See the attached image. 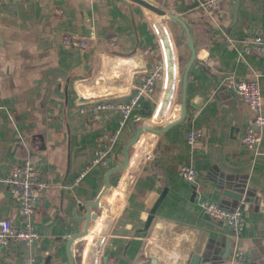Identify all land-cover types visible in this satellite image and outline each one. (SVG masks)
I'll use <instances>...</instances> for the list:
<instances>
[{"label": "crops", "instance_id": "crops-1", "mask_svg": "<svg viewBox=\"0 0 264 264\" xmlns=\"http://www.w3.org/2000/svg\"><path fill=\"white\" fill-rule=\"evenodd\" d=\"M151 1L183 18L192 32L196 60L188 78L186 118L162 134H143L140 140L147 146L139 168L132 165L142 142L130 151L126 169L110 176L122 165L123 150L137 129L152 124L163 100L162 86L157 84L152 100H140L123 126L119 111L91 115L81 113L80 106L100 98L129 100L161 62L150 25L151 18L161 17L130 0L0 2V179L30 160L47 184L31 219L38 240L0 247V264H15L23 256L40 264H68L69 240L83 232L86 216L96 214L88 234L71 244L74 263L85 264L91 237L88 245L84 242L109 214L105 206L114 203L122 183L130 186L106 229L97 264H190L193 256L201 258L200 264H216L236 248L253 264H264V127L256 128L262 135L259 146L244 147L241 138L252 125V114L237 94L220 86L227 75L257 80L264 113V56L242 51L247 33L264 36V0H240L235 21V0H218L220 12L206 11L202 4L208 0ZM165 25L179 69L158 127L180 115L179 73L189 57L180 27ZM64 35L89 40V47L66 46ZM191 129L201 134L193 146L187 143ZM117 130L120 134L110 142ZM98 151L106 152L107 165L85 171ZM184 165L196 171L192 184L179 176ZM237 187L245 200L223 196L224 190ZM104 188L99 207L90 208ZM204 201L241 208V231L209 220ZM4 219L23 226L17 198L0 181Z\"/></svg>", "mask_w": 264, "mask_h": 264}, {"label": "built area", "instance_id": "built-area-1", "mask_svg": "<svg viewBox=\"0 0 264 264\" xmlns=\"http://www.w3.org/2000/svg\"><path fill=\"white\" fill-rule=\"evenodd\" d=\"M17 1L23 0H0V2L6 4ZM202 7L208 12L221 11L218 0H208L202 4ZM62 43L66 46L80 49L89 47V40L71 35H64L62 37ZM114 43L115 39L111 38L110 44L113 45ZM242 51L246 54L263 57L264 36L258 32L247 33L242 39ZM164 81L165 65L164 61L161 59V62L154 70L142 78L126 103H115L107 98H100L89 102L90 105L80 106V112L95 115L105 110H116L121 114V126H123L132 111L139 105L140 100L142 98L152 100L157 84L163 87ZM220 86L237 94L251 112L252 125L246 129L241 138V144L248 149L257 148L262 140V135L256 128L259 129L264 127L262 97L257 80H239L233 75H227L221 81ZM119 134V130L114 132L109 138L110 142H114ZM200 136L201 134L199 131L191 129L187 134V143L193 146L200 139ZM105 156L106 152L98 151L96 157L85 171L95 164L101 163L107 165ZM179 176L185 182L192 184L196 179V171L191 166L184 165L179 170ZM0 181L17 198L19 216L23 220V226L21 228L13 226L10 220H0V247L8 248L9 244L13 241L24 243L29 246L39 238L37 232L32 227L31 219L36 212L39 196L45 190L47 184L40 178L36 164L30 160H25L21 165L13 168L12 171L7 176L1 178ZM201 206L206 214L217 220L223 221L236 233H239L244 226L243 211L241 208L230 209L205 201L202 202ZM103 243L104 242H102L99 251L102 249ZM15 264L40 263L31 256H23ZM216 264H253V262L245 251L236 248L232 251L228 259Z\"/></svg>", "mask_w": 264, "mask_h": 264}, {"label": "water", "instance_id": "water-1", "mask_svg": "<svg viewBox=\"0 0 264 264\" xmlns=\"http://www.w3.org/2000/svg\"><path fill=\"white\" fill-rule=\"evenodd\" d=\"M131 2H134L140 6H143L146 8L148 11L158 15L161 17V19H152L150 25L152 27L153 32L155 33V36L158 41V46L160 47V52H161V59L164 61L165 65V81L164 85L162 87L163 89V100L160 102L155 114L152 116V124H143V126L139 127L134 135V137L126 144L124 150H123V162L122 165L114 168L109 176L111 174H114L116 172H119L120 170L126 169V167L130 163L131 156L130 151L133 149V147L141 143H144V148L142 150L139 149V154L136 163H133L132 167L133 170L136 169L137 166H139L141 161L143 160V157L145 155L146 151V146L145 140H140V137L143 134L147 133H152V134H162L165 132L169 127L179 124L184 121L186 118V92H187V84H188V78L190 74V70L195 63L196 60V47L194 44V40L192 37V32L189 27V25L186 23V21L181 18L178 15L172 14L169 11L161 8L160 6L156 5L153 3L151 0H130ZM240 6V0H235L234 4V12H233V19L234 21L237 19V13L238 9ZM166 22H173L177 24L180 27V32H181V37L183 38V42L185 46L189 50V57L182 69L180 70L179 73V88H180V101H179V107H180V115L179 117L171 122L170 124H167L165 126L158 127L160 124V121L162 120L163 116L165 115V111L168 107V105L171 102V94L172 91L174 90V78L177 74V71L179 69L178 65V58L176 55V50H175V43L173 41L172 35L168 29V27L165 25ZM140 147V148H141ZM135 152V151H134ZM136 159V158H135ZM139 164V165H138ZM139 168V167H137ZM108 178V177H107ZM109 185L108 180H106V186ZM130 184H120L118 191L116 193L115 199H114V208L113 206L108 207L109 214L107 216H103L101 222L99 223L98 228L96 229L95 234L91 237V244H89L88 250H86V257H85V264H97L98 262V254H99V248L104 242V237L106 234V229L107 227L111 224L112 219L118 209V204L121 202V200L124 198L126 195V191L128 190ZM242 187V186H241ZM240 187H237L235 190L227 189L222 192L223 196L225 197H230L233 198L237 201H242L245 200V194L241 189H238ZM105 189L103 192L100 194V196L94 201L89 204L90 208H98L99 207V201L103 193L105 192ZM161 199V198H160ZM160 200H158L159 202ZM158 202L154 205V208L150 211V215L147 218L146 221V227H148L153 214L155 213V208L157 207ZM112 204V205H113ZM117 205V207H116ZM120 205V204H119ZM111 209H114L113 211ZM96 214H89L88 216L85 217L86 220V225L83 230V232L76 237H73L69 240L68 242V250H67V257H68V264H75L73 260V255L71 252V244L74 240L85 237L88 234V229H89V224H90V219L92 216H95ZM208 219L214 222H222L221 220H217L209 215ZM201 258L197 256H193L190 264H200ZM49 260L45 262V264H48ZM151 264H155V261L153 260Z\"/></svg>", "mask_w": 264, "mask_h": 264}, {"label": "rangeland", "instance_id": "rangeland-1", "mask_svg": "<svg viewBox=\"0 0 264 264\" xmlns=\"http://www.w3.org/2000/svg\"><path fill=\"white\" fill-rule=\"evenodd\" d=\"M156 18H158V17H156ZM160 18V17H159ZM133 153H134V151H133ZM111 207V206H113V208H114V204L112 205V204H108V206H105V209L106 210H108V207ZM112 211L114 210V209H111ZM94 234H93V232H92V234L88 237V239H87V242L89 241V239H90V237H92ZM87 242H84L85 243V245L87 244Z\"/></svg>", "mask_w": 264, "mask_h": 264}]
</instances>
